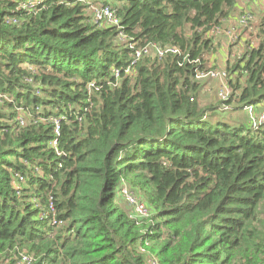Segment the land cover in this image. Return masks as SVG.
<instances>
[{
	"label": "trees",
	"instance_id": "obj_1",
	"mask_svg": "<svg viewBox=\"0 0 264 264\" xmlns=\"http://www.w3.org/2000/svg\"><path fill=\"white\" fill-rule=\"evenodd\" d=\"M238 1L0 0V264L22 251L32 264H264V124L231 115L264 106V38L227 61L219 106L199 105L195 79L216 69L208 34ZM92 3L116 10L134 48L180 53L132 64ZM122 182L149 218L130 214Z\"/></svg>",
	"mask_w": 264,
	"mask_h": 264
},
{
	"label": "built area",
	"instance_id": "obj_2",
	"mask_svg": "<svg viewBox=\"0 0 264 264\" xmlns=\"http://www.w3.org/2000/svg\"><path fill=\"white\" fill-rule=\"evenodd\" d=\"M251 0H239L238 2L242 5H246ZM254 0L251 1V3ZM262 4H264V0L262 1ZM90 12L92 16V21L97 24L100 27L103 26H114L119 30L118 33V39L119 41H122L124 43H127V47L133 50L134 56H133V63L138 61L142 56L148 55V54H156L159 58L163 57L164 55L170 53L177 55L180 53L179 49L177 47L173 46H164L157 45L155 43L146 44L142 47L134 48L133 45L128 42L126 37L123 35V32L120 30V18L117 16L116 10L107 4H91L90 5ZM251 19H253L252 14L246 9V11L242 12L240 15V18L238 19L239 24H246ZM12 22H16L13 20ZM217 28V27H216ZM214 28L213 30H215ZM212 30V31H213ZM218 31V30H216ZM250 48V47H249ZM126 73L130 72V67H127L125 69ZM196 79L199 82L205 83V81L209 79H218L221 81L220 88H218V97L220 101L226 100L229 97V89L227 87V73L224 70H217V69H210L206 72H198L196 73ZM94 82H90L88 84V89L94 88ZM0 98H4L3 96H0ZM5 99V98H4ZM1 102V101H0ZM224 108V107H223ZM252 107H249L251 109ZM18 121L20 122V119H22L20 116L17 117ZM258 124H264V113H261L256 120L252 121V125H258ZM59 121L53 120V133L54 138H52L49 142V146L53 147L56 150V153L59 154V152L56 149L57 146V136L59 135ZM15 179L17 182L24 181V176H17L15 175ZM119 193L121 195L122 200L126 203V205L130 208V214L133 217H136L138 219H144L149 218L151 214V210L147 207L146 203L140 196V194L133 189H131L125 182H122L119 188ZM17 194H20L19 189L17 190ZM31 203L36 207L38 206V201L35 197L31 196L30 200ZM47 211L41 213V217H44L45 215H51V223H56V220L54 219V207L51 201H49V204L47 206ZM34 261V258L26 253L25 251L19 252L16 260V264H32ZM151 264H157L155 260H151Z\"/></svg>",
	"mask_w": 264,
	"mask_h": 264
},
{
	"label": "rangeland",
	"instance_id": "obj_3",
	"mask_svg": "<svg viewBox=\"0 0 264 264\" xmlns=\"http://www.w3.org/2000/svg\"><path fill=\"white\" fill-rule=\"evenodd\" d=\"M251 1H249L246 5H242L238 2V6L235 10H233L231 16L227 20L223 21L215 30L209 32L208 35H212L214 37V42L216 43V51L213 52V55L211 56L214 60H212L211 63H215V61L220 58L224 60V57L227 58V61H234L236 56L241 57V55L247 50H251L254 47L256 48L264 38V4H262L261 0H254L252 3ZM93 4L101 3H92V5ZM246 9H248V11L252 14L253 19L246 24H239L238 19L240 18L242 12L246 11ZM216 69L219 71L224 70L218 68ZM210 81H213V79H209L205 81V83L201 82V84L203 83V93L198 98L199 105L201 107H217L220 105L218 89L217 87H214ZM220 85L221 81L218 86L219 88ZM227 87L229 89L228 94L230 95L231 88H229L228 82ZM0 96L5 98H0V103H4V101H11L10 98H7L2 94H0ZM18 113L20 114L18 116L22 118L20 119L19 126H24L27 123L28 116L24 115L22 111H18ZM261 113H264L263 105H260L258 108L249 109L248 107L243 110H237L232 112L231 115L233 119H241L244 122L252 123V121L256 120ZM125 183L130 187L127 182Z\"/></svg>",
	"mask_w": 264,
	"mask_h": 264
},
{
	"label": "crops",
	"instance_id": "obj_4",
	"mask_svg": "<svg viewBox=\"0 0 264 264\" xmlns=\"http://www.w3.org/2000/svg\"><path fill=\"white\" fill-rule=\"evenodd\" d=\"M257 4V2H256ZM261 6V4H260ZM250 8V7H249ZM251 9V8H250ZM212 60H214L212 57L210 58V64H214L216 66V68L218 69H225L226 65H227V58L224 57V60H222L221 58L217 61H215V63H211ZM210 83L214 86V87H217V89L219 88V84H220V81L218 79H213V81H210ZM202 88H203V83H202ZM203 93V89L200 91V94H199V97L200 95Z\"/></svg>",
	"mask_w": 264,
	"mask_h": 264
}]
</instances>
